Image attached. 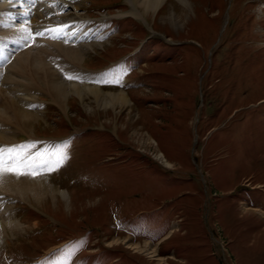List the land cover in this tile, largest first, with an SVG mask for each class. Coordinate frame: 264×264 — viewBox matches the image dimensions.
Segmentation results:
<instances>
[{
	"label": "rangeland",
	"instance_id": "1",
	"mask_svg": "<svg viewBox=\"0 0 264 264\" xmlns=\"http://www.w3.org/2000/svg\"><path fill=\"white\" fill-rule=\"evenodd\" d=\"M186 1L145 10L122 0L139 18L113 21L115 35L83 58L101 64L148 37L125 61L141 70L126 69L134 85L121 108L73 92L58 106L50 84L69 83L53 78L51 49L16 57L20 74L5 86L18 106L27 93L49 104L45 119L8 101L0 111H10L16 129L85 132L74 139L77 151L59 149L51 174L33 166L57 157L48 145L16 155L34 175H0V217L18 220L0 235V264L7 254L12 264H264V0ZM63 53L80 59L77 48ZM22 181L44 182L55 197L35 200ZM125 238L154 243L156 256Z\"/></svg>",
	"mask_w": 264,
	"mask_h": 264
},
{
	"label": "bare ground",
	"instance_id": "2",
	"mask_svg": "<svg viewBox=\"0 0 264 264\" xmlns=\"http://www.w3.org/2000/svg\"><path fill=\"white\" fill-rule=\"evenodd\" d=\"M21 1H24L25 4H21L20 7L15 8L16 6H14V5H17V4L11 3L12 9H10L9 12H4L6 14V16L9 17L11 20H15V18L17 16V13L16 12H20L21 13V18H20L21 20H23V19H26L27 20V15H26L27 13L25 12V7L28 6V7L34 8V5L32 4L34 1H49L50 3H52L54 0H21ZM21 1H18V2L21 3ZM137 1H138V3L140 5L143 6V8L145 10H149V9L156 10L157 7L160 4H162L165 0H137ZM181 1L184 2V3H187L188 2L186 0H181ZM9 2H10V0H0V5H2V4L3 5H6V4H9ZM46 5H47V3H44V4H41L40 5V9L38 7L37 8L42 12L43 8H45ZM36 19H37V17H35V16L31 17V20L32 21H35ZM32 23L33 22H30L31 25H33ZM18 24L21 25V22L19 21ZM14 26L16 28H20L18 25H14ZM4 29H9V30H12V31L15 30V28H13V26H7V25H4ZM7 38L9 39V37H7ZM10 40H11V38H10ZM88 45H90V44H84L85 47L88 46ZM81 46H83V45H81ZM64 47L75 48V47H72V46H64ZM63 55L68 56L69 53L68 54L67 53L66 54L63 53ZM68 58H70V57H68ZM22 59H23V57H22ZM20 60H21V58H20ZM67 82L69 84H67V83L64 84V83H62V81L61 82L60 81L59 82L58 81H54V82H52L50 84V88H51L50 90L54 94V98H52L53 99L52 101H55L56 102V100H58L59 102H61L68 95H70V93L73 92V93L77 94L80 99H84L83 97H84L85 94H90L91 97L94 99V101H95V103H96V105L98 107L101 106V107H104L105 108L108 105H111V106H114V107L121 108L123 106H126L129 103L128 102V98L126 96V91H123L121 89H108V90H111V91H108V90L104 91L102 87L96 86V85L85 84L86 86L80 87V86H78L76 84L77 82H75V81H67ZM79 84H84V83H79ZM28 114H30V113H28ZM30 115H32V114H30ZM28 118L29 117H28L27 114H23V117H22L23 120L22 121L28 124V122L31 119L30 118L28 120ZM22 182H23V185L22 186L26 190L31 191V193L33 194V198L35 200H40L44 196H47L48 194H50V195L53 194L52 188H50V186L46 185V183H44V182H40V181H32V182H30V181H22ZM9 189H10V187H9ZM57 192H59V194L63 198H66L67 195H66V191L65 190H62V189L58 188ZM54 197H55V195H54ZM0 218H2L0 220V235H1L2 232H4L5 226L8 227L9 229L12 228V227L17 226V221L18 220L16 218L10 219V216L9 215H7V216L6 215L5 216H1ZM174 225H175V223H174ZM172 226L173 225L171 224V227ZM165 234H163V235H165ZM130 240H131V238H125L124 239V241L126 242V244H130V242H131ZM145 241L146 242H143V244L141 243L142 246H139V245L135 244V242L134 243L132 242L131 244H133L135 246H133V245L130 244L129 247H132V249H135L136 251L141 250L143 253L147 254L149 257L156 256V248L154 246L155 244L154 243H151L148 240H145Z\"/></svg>",
	"mask_w": 264,
	"mask_h": 264
},
{
	"label": "snow or ice",
	"instance_id": "3",
	"mask_svg": "<svg viewBox=\"0 0 264 264\" xmlns=\"http://www.w3.org/2000/svg\"><path fill=\"white\" fill-rule=\"evenodd\" d=\"M37 34L42 35V33H37ZM4 157H5L4 149L0 148V175L4 173H13L17 176L25 175V174H33V175L35 174L28 171L29 166L24 164L25 158H20L19 160H17L16 163H12L10 165L9 161L15 159L12 152L11 151L8 152V160H6ZM62 160L63 157H61L60 160H58V163L62 162Z\"/></svg>",
	"mask_w": 264,
	"mask_h": 264
}]
</instances>
